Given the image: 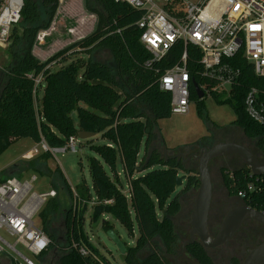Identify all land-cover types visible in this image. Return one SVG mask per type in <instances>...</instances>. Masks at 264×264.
<instances>
[{
    "label": "trees",
    "instance_id": "obj_1",
    "mask_svg": "<svg viewBox=\"0 0 264 264\" xmlns=\"http://www.w3.org/2000/svg\"><path fill=\"white\" fill-rule=\"evenodd\" d=\"M41 1L24 0L21 19L12 27L4 52L5 62L0 65V155L19 138H31L36 143L44 139L51 146H62L79 130L94 132L93 137L86 139L95 153L89 156L91 186L84 179L74 193L75 188L59 167L51 186L70 197L75 194V204L65 214L64 242L58 240L53 227L62 202L56 196L57 191L37 213L40 227L50 237L49 249L59 251L58 264H113L85 229L88 212L90 224L100 223L105 232L114 229L112 222L105 218L108 215L119 221L130 236L137 229L135 243H126L125 264H172L155 238L162 239L168 253L176 251L178 235L173 215L180 209L175 191L182 164L175 159H160L156 152L151 156L141 155L144 141L145 151L148 150L157 121L172 115L171 95L159 88L157 74L143 66L150 57L141 43L142 30L137 25L143 11L117 0H96L98 7L86 0L87 10L97 14L95 29L41 61L34 55L33 47L38 33L50 27L60 0ZM169 12L183 15L181 7L172 6ZM118 28L121 34L116 32ZM99 50L108 51L112 62L93 57ZM182 50L181 43H176L160 63L161 69L177 62ZM195 50L188 49L191 68ZM52 62L56 65L51 67ZM244 71L242 85L235 88L233 96L221 101L235 106L234 123L262 146L264 124L248 116L244 97L251 86L264 89V79L257 77L249 64ZM41 72L43 84L34 92V79ZM195 78L201 81L198 76ZM214 96L219 99L218 95ZM192 98L202 102L194 93ZM74 111H77V120ZM97 135L106 143H94L92 139ZM50 155L43 151L23 162L20 168L17 166L20 164L12 165L14 172L3 171L0 182L12 175L21 179L22 171L35 165L45 169V158ZM119 160L128 179L130 195L120 178ZM192 172L187 186L197 187L198 174ZM249 174L250 170L236 171L229 178L231 190L236 193L244 186ZM246 200L253 207H260L257 205L260 195ZM158 210L163 211L161 217ZM81 247L87 249V254L80 253ZM147 248L148 253L143 254ZM187 250L200 264H215L199 241L190 243Z\"/></svg>",
    "mask_w": 264,
    "mask_h": 264
},
{
    "label": "built area",
    "instance_id": "obj_2",
    "mask_svg": "<svg viewBox=\"0 0 264 264\" xmlns=\"http://www.w3.org/2000/svg\"><path fill=\"white\" fill-rule=\"evenodd\" d=\"M117 1L143 11L137 25L142 30L141 43L150 53L143 66L157 74L159 88L171 95L172 113H188L193 93L199 100L208 94L233 96L235 88L242 85L248 64L257 77L264 79V0H164L163 5L156 0ZM23 6L24 0H3L0 4V45L9 41L13 25L21 19ZM172 6L181 7L183 15H172L169 12ZM116 32L121 34V29ZM176 43L183 46L180 58L162 70L160 63ZM189 47L196 49L193 68L189 67ZM55 64L52 62L51 67ZM43 79V72L36 76L34 92L42 86ZM195 82L203 92L202 97L196 92ZM263 94V88L251 86L244 97L246 113L260 124H264ZM78 138L71 135L62 146H51L42 139L33 150L40 148L52 155L76 152ZM35 179L36 175L32 180L12 175L0 182V228L16 236L15 243L1 235L0 240L18 254L17 258L10 255L16 264H35L31 257L20 252L18 243L35 256L50 247L49 235L33 218L40 203L55 196L56 190L32 193ZM236 193L248 200L260 195L257 205L261 208H255L264 211V175L250 171L248 181ZM35 198H39L38 203ZM0 251H4L1 246ZM80 253L87 254V249L81 247Z\"/></svg>",
    "mask_w": 264,
    "mask_h": 264
},
{
    "label": "rangeland",
    "instance_id": "obj_3",
    "mask_svg": "<svg viewBox=\"0 0 264 264\" xmlns=\"http://www.w3.org/2000/svg\"><path fill=\"white\" fill-rule=\"evenodd\" d=\"M37 1L39 3L42 2L41 0ZM156 1L161 5H163L165 2L164 0ZM78 2L79 0H61L59 9L60 14L67 18L79 20L81 12ZM90 4L91 6L98 7L96 0H90ZM73 7L75 10H73ZM41 9L42 12H44L42 7ZM95 15L97 17V14ZM64 36H67V34H65ZM7 45V43L0 45V65L5 62L4 52ZM93 57L112 62L111 55L106 50H99L94 52ZM226 98H228L226 95H220L219 99L217 100L214 95L208 94L205 96L201 103H198L194 100L191 103V108L188 113H172V115L168 118L159 119L156 124L157 128H155L152 139L148 145V150L145 151V147L143 144L141 155L145 153L148 156H151L152 153L156 152L158 158L167 160V152H158L156 148L154 149V146L159 142V139L162 138L164 140V143L167 146H171L170 148L175 150L176 153L181 152L186 154V147L189 146H196L198 149L202 147L201 139L204 138V136H209L212 126H229L232 125L237 118V111L235 106L229 101H221L223 99L225 100ZM73 116H75L74 118H77V111L73 112ZM92 140L94 143L98 144L106 143V140L103 139L101 135H97ZM256 140L255 138H253V141L251 142L252 147L258 146V142ZM77 142L78 149L76 152L69 150L64 153H57L56 155H50L49 157L45 158V169L35 165L33 169L29 168L22 171V175H26L27 178H31L32 175H36L38 177V180L33 183L34 190L36 192H40L41 190L44 191L54 185V177H57V175L59 174V171L57 169L58 167L63 172L72 188H77L84 179L91 186L92 181L89 172V156L95 155V153L91 150L90 144L86 139L78 138ZM200 143L201 145H199ZM35 145L36 142L31 138H19L18 140L13 142L0 155V169H5L16 163L20 164L17 165L19 166L18 168L22 167L23 162L27 163L28 160L35 158L40 152H43V150H41L40 148H37L34 152L33 147ZM185 158L188 159V155H186ZM121 169L122 163L119 160V170L121 171ZM184 173L188 175V171L184 169L179 170V175H182ZM120 178L123 182L125 192H128L129 184L124 172L120 173ZM187 178L188 176L183 180L182 185H176V193H178V191H180L181 188L186 185ZM76 188L74 193L78 191V189ZM54 189L57 191L56 196H58L62 202L58 214L54 216L53 227L55 228L58 240L60 242H64L66 235L65 214L67 208L74 206L75 194L70 197L68 194L60 193L59 190H57L56 188ZM162 212L163 211L158 210V214L160 215V217L162 215ZM86 216L87 221L85 229L88 232L91 241L99 246L101 253L105 255L111 262H113V264H125L124 254L116 247L114 242L110 238H108L106 232L101 228L100 223L91 225L88 212ZM106 219H109L112 222V224L114 225V230L116 231V233H118V235L125 243H128V245H133L135 243L138 237L137 229L136 235L134 234V236H130L126 228L122 224H120L119 221H117L114 217L108 215ZM33 220L37 226H40L41 222L38 215L34 216ZM0 235L8 242L15 243L16 236H11L5 228H0ZM0 246L4 250L0 251V256H2V259L5 258V256L9 257L10 255L17 258L18 254L12 252L1 240ZM17 248L24 255L31 257L35 261V264H58L60 253L56 248L49 249L45 254L39 257L30 253L20 243L17 244ZM148 251V248L143 250V254L148 253ZM11 256L10 258H12ZM188 256L186 255V257ZM177 262L181 264H190L186 263L185 260L181 257H177ZM171 263L176 264L174 261ZM11 264L16 263L12 260Z\"/></svg>",
    "mask_w": 264,
    "mask_h": 264
},
{
    "label": "flooded vegetation",
    "instance_id": "obj_4",
    "mask_svg": "<svg viewBox=\"0 0 264 264\" xmlns=\"http://www.w3.org/2000/svg\"><path fill=\"white\" fill-rule=\"evenodd\" d=\"M252 141L253 138L247 136L239 125L233 123L229 126L212 128L209 136L201 141L202 147L199 149L196 146L186 147V154L176 153L175 150L167 149L163 138L159 139L154 149L156 148L158 152L165 151L168 153L167 159H175L180 162L182 164L181 169L188 171V180L191 170L196 171L198 168L200 156L202 157L204 153L203 149H210L212 146L222 142L244 144L250 147L257 157L264 162V145H259V141L256 140L258 146L252 147ZM186 155H188V159L185 158ZM209 166L213 178V196L207 222L208 233L214 240H217L227 215L235 214V222L239 217L241 219L236 231L228 240H218L206 251L215 264H234L235 262L243 264L250 251L264 243V223L244 214L245 205L252 206L246 199L232 191L228 182L229 178L234 177L236 171L250 169L244 165L243 159L237 154H222L214 157L210 160ZM197 188L198 186L195 187L193 185L188 187L186 182V185L176 193L179 196L180 209L173 215V220L178 235V245L174 253H168L165 250L163 252V255L170 262L174 261L176 264H181L177 262V257L183 258L186 263L200 264L197 260L188 258L189 253L187 251L189 242H191V231L193 229L191 214L197 195ZM196 239L194 242L198 241ZM261 264H264V262Z\"/></svg>",
    "mask_w": 264,
    "mask_h": 264
},
{
    "label": "water",
    "instance_id": "obj_5",
    "mask_svg": "<svg viewBox=\"0 0 264 264\" xmlns=\"http://www.w3.org/2000/svg\"><path fill=\"white\" fill-rule=\"evenodd\" d=\"M2 1L3 0H0V4L2 3ZM195 89L198 96L202 97L203 92L196 82ZM155 128H157L156 125ZM94 135V132L85 130H79L77 132V136L80 139H88L90 137H93ZM203 151L204 153L202 157L200 156L199 165L196 170L198 174L199 186L197 188V195L191 214V224L193 226V229L191 231V242H194V240L197 238L196 240H198L202 244L204 249L207 250V248L213 246L218 240H228V238L234 233V231H236L241 219L239 217L235 222V214L227 215L224 219V222L222 224V231L219 234L217 240H214V238H212L208 233L207 222L213 196V178L209 166L210 160L222 154H237L243 159L244 165L248 167L254 175H264V162L257 157V155L252 151L250 147L237 142H222L212 146L210 149L204 148ZM190 173H193L192 170ZM186 177L187 174L185 173L182 175H178L176 179V185H182V182L184 179H186ZM244 214L264 223V211L257 210L253 207L245 205ZM106 235L114 242L116 247L123 254L126 253V243L121 239V237L118 235V233H116L114 229L106 231ZM155 239L160 242L161 246L166 251V247L164 246L162 239L159 236H157ZM263 262L264 243L251 250L243 264H261Z\"/></svg>",
    "mask_w": 264,
    "mask_h": 264
},
{
    "label": "crops",
    "instance_id": "obj_6",
    "mask_svg": "<svg viewBox=\"0 0 264 264\" xmlns=\"http://www.w3.org/2000/svg\"><path fill=\"white\" fill-rule=\"evenodd\" d=\"M85 1L86 0H79L78 4H79V9H80L81 15L79 17V20H74L72 18L64 17L60 14V12H59L60 5H61V0H60L58 10L56 12V15H55L50 27L48 29L41 30L37 35V38H36V41H35V44L33 47V53L38 59H40L41 61H45L46 59H48L50 56H52L57 51L68 46L73 41L88 35L90 32H92L95 29V27L97 25V17L95 14H93L92 12L87 10L86 5H85ZM73 10H75L74 7H73ZM65 34H67V36H64ZM75 119L77 120V118H75ZM218 126L219 125L212 126V128H218ZM211 131H212V129H211ZM207 137L208 136H204V138H207ZM143 144L145 147V141L143 142ZM143 144H142V147H143ZM167 147L170 148L171 146H167ZM170 150H173V149L170 148ZM16 165H17V163H16ZM5 170L8 174H12L14 172L13 170H15V169H11V166H9L5 169H0V175H1V173H5V172H3ZM121 171L123 172V168L121 169ZM121 171L119 170L120 173H122ZM21 179L22 180H32V177L27 178L26 175H22ZM37 180H38V177L36 176V179L32 181V193L40 194V193L47 192L48 190L52 189V187H50L44 191L41 190L40 192H36L34 190L33 183ZM127 194L130 195L129 190H128ZM34 200L36 203L39 202V198H35ZM43 204H44V202L40 203V205H39V207L35 213V216L37 215L38 211L41 209ZM107 217L108 216H105V218H107ZM135 235H136V230H135ZM188 255L192 260L194 259L190 254H188ZM1 257L2 256H0V263L1 264H5V263L11 264L12 258H10V256L9 257L5 256V258H3V259Z\"/></svg>",
    "mask_w": 264,
    "mask_h": 264
}]
</instances>
